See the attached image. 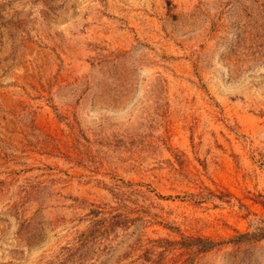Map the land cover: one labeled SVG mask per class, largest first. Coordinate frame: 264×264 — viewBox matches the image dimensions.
Returning <instances> with one entry per match:
<instances>
[{
	"label": "rangeland",
	"instance_id": "rangeland-1",
	"mask_svg": "<svg viewBox=\"0 0 264 264\" xmlns=\"http://www.w3.org/2000/svg\"><path fill=\"white\" fill-rule=\"evenodd\" d=\"M0 264H264V0H0Z\"/></svg>",
	"mask_w": 264,
	"mask_h": 264
},
{
	"label": "trees",
	"instance_id": "trees-1",
	"mask_svg": "<svg viewBox=\"0 0 264 264\" xmlns=\"http://www.w3.org/2000/svg\"><path fill=\"white\" fill-rule=\"evenodd\" d=\"M248 236H250V235H246V237H248ZM193 241L200 242V243H205L206 246L202 247L203 250H207V249L211 248L214 245L213 242H211V241H209L207 239H195Z\"/></svg>",
	"mask_w": 264,
	"mask_h": 264
}]
</instances>
